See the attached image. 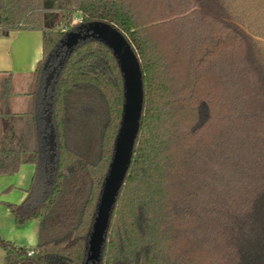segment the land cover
<instances>
[{
    "label": "trees",
    "instance_id": "1",
    "mask_svg": "<svg viewBox=\"0 0 264 264\" xmlns=\"http://www.w3.org/2000/svg\"><path fill=\"white\" fill-rule=\"evenodd\" d=\"M49 1L0 0V36L42 34L28 107L0 111V176L35 167L23 203L6 206L18 227L40 221L39 240L0 238L4 264L86 262L123 106L112 52L62 45L91 22L125 37L143 88L99 264H263L264 0H56L50 27Z\"/></svg>",
    "mask_w": 264,
    "mask_h": 264
},
{
    "label": "water",
    "instance_id": "2",
    "mask_svg": "<svg viewBox=\"0 0 264 264\" xmlns=\"http://www.w3.org/2000/svg\"><path fill=\"white\" fill-rule=\"evenodd\" d=\"M92 39L107 47L115 58L123 82V106L121 121L114 140L113 154L105 176L96 215L88 239L85 264H99L102 245L110 213L115 204L118 192L123 185L131 162L132 151L139 131L143 105L142 74L140 64L125 37L114 27L104 22H91L80 25L77 31L68 33L62 45L68 52L81 41ZM55 70L48 73L44 79V94L50 87ZM51 122L50 114L46 123ZM49 150H53L54 134L50 126L48 134ZM54 157L51 155L50 159Z\"/></svg>",
    "mask_w": 264,
    "mask_h": 264
},
{
    "label": "crops",
    "instance_id": "3",
    "mask_svg": "<svg viewBox=\"0 0 264 264\" xmlns=\"http://www.w3.org/2000/svg\"><path fill=\"white\" fill-rule=\"evenodd\" d=\"M42 59V34L39 31H12L0 36V111L19 114L26 110L31 74ZM27 78L26 85L18 83ZM35 172L34 165H22L14 175L0 176V238L18 247L33 249L39 240L40 221L23 227L14 223L7 204L20 205L26 198ZM4 264V254L0 256Z\"/></svg>",
    "mask_w": 264,
    "mask_h": 264
},
{
    "label": "rangeland",
    "instance_id": "4",
    "mask_svg": "<svg viewBox=\"0 0 264 264\" xmlns=\"http://www.w3.org/2000/svg\"><path fill=\"white\" fill-rule=\"evenodd\" d=\"M56 0H50L47 4H46V6L47 7H49V8H51L52 9V11H50L49 13H46V21H45V25L46 26H51L52 25V23H56L57 21L55 20L54 21V16H56L55 15V11L53 10L55 7H56ZM58 19V18H57ZM80 21H79V16L76 14L75 16H74V19H73V23L74 24H78ZM27 78H23V79H20V81H18V83L20 84V85H22V86H24V85H26V83H27ZM69 204L71 203V199L69 198V202H68ZM0 256H2V251L0 250ZM1 263V262H0ZM264 264V263H263Z\"/></svg>",
    "mask_w": 264,
    "mask_h": 264
},
{
    "label": "built area",
    "instance_id": "5",
    "mask_svg": "<svg viewBox=\"0 0 264 264\" xmlns=\"http://www.w3.org/2000/svg\"><path fill=\"white\" fill-rule=\"evenodd\" d=\"M31 254H32V253H31V252H29L27 255H28V256H30Z\"/></svg>",
    "mask_w": 264,
    "mask_h": 264
}]
</instances>
